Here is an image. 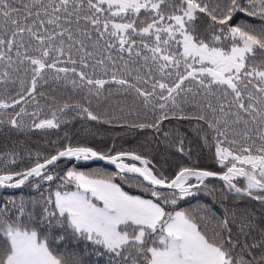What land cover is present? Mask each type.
Here are the masks:
<instances>
[{"label": "snow or ice", "instance_id": "1", "mask_svg": "<svg viewBox=\"0 0 264 264\" xmlns=\"http://www.w3.org/2000/svg\"><path fill=\"white\" fill-rule=\"evenodd\" d=\"M114 93L137 120L94 109ZM77 118L163 131L191 160L162 128L188 121L220 171L59 136ZM2 127L57 139L0 151V190H41L0 199V264H264V0H0ZM209 178L248 206L184 207Z\"/></svg>", "mask_w": 264, "mask_h": 264}, {"label": "trees", "instance_id": "2", "mask_svg": "<svg viewBox=\"0 0 264 264\" xmlns=\"http://www.w3.org/2000/svg\"><path fill=\"white\" fill-rule=\"evenodd\" d=\"M94 109L97 110L104 119H111L113 115L122 117L127 121L137 120L136 111L133 110L132 100L124 99V94H113L109 100L102 101L100 105L94 103ZM121 108L124 109L121 112ZM149 115H151L149 113ZM123 119L112 120V123H105L104 120L87 121L77 118L72 121L69 125H62L59 131V136L64 135V131H67L72 137L73 142L79 141L80 143H88L93 147L107 150L115 146L117 150H130L136 148L141 151L144 155L153 159L154 163L164 165L165 171L168 174H172L176 171V164L183 163L188 166H194L201 169H209L219 171L218 166L213 162L211 153L207 148L203 146L200 139L190 131L188 125L190 122L183 121L177 123L176 121L165 122L162 125L164 131L169 130L171 126H178L180 131L186 134V150L191 149L190 155L192 157L189 160L187 157L181 156L176 152L175 147H169L165 143L163 131L156 133L153 129L137 130V128H130L123 123ZM140 119H144L143 116ZM194 123V122H191ZM57 139V135L54 133L48 137H45L39 133L32 134H16L9 133L7 127L0 128V151L5 149V146H11L13 142H19V144L27 143L33 149H39L41 151H53L54 148H49V141ZM27 161V156L24 157ZM88 166L81 170L91 171L93 169H106L108 171H115L104 167L101 164L87 162ZM23 166V164H22ZM70 165H62V167H68ZM207 188H203L199 191L196 196L186 198V201L182 202L184 207H196L198 205H208L217 210H223V206L233 207L239 204L241 207L248 206V201L245 199L243 202H238L233 199L231 194L228 193L227 189L222 187V183L208 179L205 181ZM46 187L45 186H42ZM125 190L140 194L139 190L134 187H129L127 184L124 185ZM47 195V192H44ZM41 196V190L35 189L31 185H26L21 189H7L0 190V199H6L7 197H14L17 202L23 197L26 201L39 199ZM251 206H255V202ZM75 241H71L69 247H74ZM80 247H83L81 242ZM83 259L86 264L90 259H94L89 255L84 254Z\"/></svg>", "mask_w": 264, "mask_h": 264}, {"label": "water", "instance_id": "3", "mask_svg": "<svg viewBox=\"0 0 264 264\" xmlns=\"http://www.w3.org/2000/svg\"><path fill=\"white\" fill-rule=\"evenodd\" d=\"M94 163H97V164H102L104 167H107V168H110V169H114L115 170V167L113 166V165H108V164H106L105 162H103V161H93ZM220 171V170H219ZM209 179H211V180H215V181H218V182H220V183H222L223 184V182L222 181H220V180H218V179H216V178H209Z\"/></svg>", "mask_w": 264, "mask_h": 264}, {"label": "rangeland", "instance_id": "4", "mask_svg": "<svg viewBox=\"0 0 264 264\" xmlns=\"http://www.w3.org/2000/svg\"><path fill=\"white\" fill-rule=\"evenodd\" d=\"M137 130H140V129H137Z\"/></svg>", "mask_w": 264, "mask_h": 264}]
</instances>
